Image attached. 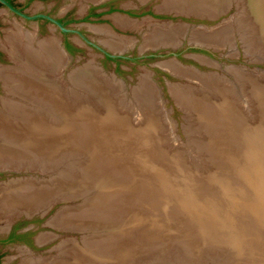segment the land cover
<instances>
[{"label": "bare ground", "instance_id": "6f19581e", "mask_svg": "<svg viewBox=\"0 0 264 264\" xmlns=\"http://www.w3.org/2000/svg\"><path fill=\"white\" fill-rule=\"evenodd\" d=\"M233 2L239 7L234 21L232 19L230 24H221L211 31L203 28L193 30L189 33L191 40L216 49L232 47L235 44L233 33L238 29L243 32H238L240 35L248 34L250 41L253 39L264 46V0H165L161 10L218 17ZM115 21L123 28L141 27V22L121 16H115ZM90 27L102 35L104 44L114 51H125L132 44L124 41L125 38H117L105 26ZM188 32L184 25L179 24L152 25L145 32L144 44L152 47L176 46ZM29 35L23 32L9 35L10 54L17 65L0 70V80H3L7 91L0 98V170H34L47 173L50 178L41 180V177L36 179L34 176L6 184L0 195V212L8 218L22 214L31 216L45 213L58 201L81 198L80 206L62 208L50 224L83 233L84 246H77L69 239L55 248V256H25L24 264H135L137 253L141 250L127 246L134 243L135 223L132 221L145 227H149L151 222L141 220L133 213L136 210L149 219L160 217L164 211L169 212L167 202L178 201L182 196L188 199L193 189H214L219 183L214 179L224 176L221 165L226 164V160L239 166L234 168L232 176L248 171V184L257 180L260 177L258 174L264 181L262 74L257 76L228 66L230 75L234 77L231 82L215 73L194 72L193 68L173 60L162 64L172 74L188 76L200 85L193 89L192 85L170 84V89L177 102L194 119L193 128H190L192 148H197L203 162L215 166V172L204 174L199 170L203 162L199 163V168L198 161L192 164L185 152L176 150L177 146L175 149L172 147L168 134L173 128L170 129L171 124L166 127L161 120L162 111L158 103L163 100L161 98L160 101V96H157L156 84L150 81L151 78L146 76L136 87L132 104L128 105L129 110L124 111L128 107L125 105L128 96L120 95L124 83L116 82L114 77L115 82L112 81L100 73L103 70L98 73L96 66L91 67L89 62L83 68L74 69L64 79L69 59L59 41L50 39L41 42L37 41L36 34ZM254 41L248 44L247 50L256 46ZM200 59L203 62L208 60ZM246 92L254 100L251 106L246 103L247 95L244 98ZM113 94L121 101L118 102ZM132 107L142 110L136 113ZM132 115H140L141 120L133 122ZM175 140L180 139L177 137ZM238 154L242 156L240 162H232ZM74 160L76 163H72ZM253 165L258 167L249 168ZM180 187L188 190L184 192ZM95 188L97 191L93 190ZM229 193V190L222 191L223 195ZM202 198L208 200L212 197ZM233 198L234 195L227 197L228 200ZM173 206L169 203L174 212H177L174 208H181L177 202ZM262 211L264 217V202ZM203 212L192 218H202L208 213L205 208ZM213 212L217 213L210 209L209 213ZM169 215L171 217L173 213ZM165 218L163 216L158 220ZM125 221L129 230H121ZM172 228L175 230V226ZM179 230L173 233L178 234ZM168 236H171L170 233ZM197 236L188 232L183 237L195 239ZM51 238L49 234H42L38 241L43 244ZM252 241L256 244L255 239ZM261 241L264 246V239ZM201 244L192 247L193 251L188 249L195 255L187 253L188 250L184 253L190 260L196 256L190 264H202Z\"/></svg>", "mask_w": 264, "mask_h": 264}, {"label": "rangeland", "instance_id": "374dc122", "mask_svg": "<svg viewBox=\"0 0 264 264\" xmlns=\"http://www.w3.org/2000/svg\"><path fill=\"white\" fill-rule=\"evenodd\" d=\"M100 1L106 2L98 5L97 3ZM164 1L165 0H15L19 6L25 7V11L29 15L37 13L50 15L64 22L67 27L78 29L88 39L97 43L109 53L122 54L128 57L115 60L107 57L92 46L83 45L81 37L75 33L63 34L59 28L45 20L27 21L0 6V70L10 67L14 68L17 65L11 57V47L8 45V40L11 33L23 32L28 35L36 34L35 37L37 41L43 42L45 40L50 41V39H55L57 42L59 41L58 43H60V46H64L65 48L66 44L71 45L73 49L68 51L72 54L73 59L68 64L64 79H67V75L74 71V69L83 68V66L85 67L90 63L91 67H97H95V70L98 73L103 70L100 73L107 75L112 81L115 82L114 79H116V82L120 81L122 84L124 83V88L120 95L124 94L128 96L125 99V101L127 100L125 104L127 106H131L134 90L141 85L142 80L147 76V78H151L150 81H152L154 85L156 84V94L158 97L160 96V101L161 98L163 100L161 104H163L164 107L160 102L158 103V107L163 113H161V120L164 121L166 127L171 124V126H169L171 127L170 129H174H172V131L170 130L172 133L170 131V133L168 132L169 134L167 133L170 135L172 147L175 149L177 146L176 150L185 152V154H187V160H189V162L191 161L192 164L198 161L199 167V163L203 162V159L199 157L197 148H192L190 140V132H192L190 128H193L194 119L190 117V113H187L183 106L177 102L171 92L170 84L192 85L191 87L193 89L200 87V85L196 80L189 79L188 76L180 77L177 74H172L165 69L162 64L173 60L182 66L193 68L195 70L194 72L198 71L201 74L215 73L230 81L234 79V77L230 75L232 73L228 71L232 66L236 69L240 68L239 70L246 71V73L248 72L257 76L262 74L264 76V46L259 45L253 39L250 41L247 37L248 34L247 36L245 34L240 35L239 33L243 32L238 31V29L233 33V43L235 42V44H233L232 47L216 49L200 45L191 40L190 34L193 30L203 28L206 31H211L212 28H218L221 24H230L234 21V18H237L239 14V7L235 2L231 3L228 10L224 11L218 17H208L199 15L196 12L183 13L176 12L175 10H161V5ZM97 14L101 15L95 16ZM115 16L141 22V27L136 29L120 27L115 21ZM156 24H168L171 26H176L178 24L184 25L189 32L185 36H182L183 38L181 37V43L176 46H146L144 44L145 34L152 25ZM92 25L109 28L116 34L117 38H125L123 39L124 41L132 43L130 44L131 46L129 45V47L124 49L125 51L112 50L104 44L103 36L93 31L90 27ZM252 41H254L253 43L256 44V46L254 45V48L248 47L249 51L247 50V46ZM192 46H203L209 50L192 48ZM255 47L257 49H255ZM254 49L257 51L262 49L263 53H257ZM170 52L180 53V56L175 57L173 54H168ZM255 52L256 55H261L258 57L255 55ZM200 57L208 59L207 62L201 61ZM112 77H114V79ZM6 92L3 80H0V98L6 95ZM116 94L118 95V92ZM117 95L113 94V97L119 102L121 100ZM124 95L122 96L125 97ZM245 95H247V98ZM244 98L247 99V101L246 99L245 101L248 104L250 103V106L252 105L251 103H254L252 96L247 92L244 94ZM248 98L250 99L248 100ZM129 106L124 111L129 110ZM164 108L166 110H163ZM133 110L138 113L141 112L142 109L140 110L135 107ZM164 111L167 112L164 113ZM140 115L136 117L132 115L133 122H139L141 120V118H139ZM165 115L168 116L166 117ZM186 126L190 127L187 128ZM175 136L180 140L176 142ZM177 143L180 145L183 143V146ZM189 150H191V152L188 153L187 151ZM194 153L195 155H193ZM190 155L191 157H189ZM240 156L241 154H238V157H234L232 162H240ZM229 159H231V157H229ZM72 163H76V160ZM203 163H201L202 168L199 167L202 173L207 174L208 172H215V166H212L211 163L206 161ZM236 166L239 167L227 160L226 164L221 165V168L224 170V176L219 175L216 180L214 179V181L219 182L215 187H218V189L214 188V190L200 187L201 189H193V193L188 195V199H184L182 196L178 198V201L169 202L172 208L174 207V202L181 205L179 209L174 208L177 209V212L171 210L168 202L167 208L169 212L164 211L160 217L156 216V218L152 217L149 219V217H145L147 215L139 210L133 212L138 217L140 216L139 218L141 220L143 219V221L151 220L149 227H145L143 224L141 225L134 220L132 221V223H135L133 224L135 231L132 235L134 240L131 238L134 243L130 240L129 242L132 244L130 243L131 245L127 246H129V249L141 250L137 253V261L135 264H190L191 261L196 259V256L192 258L193 260H190L188 257L186 258L184 256V253H186L189 248L193 251L192 247L198 243H202L200 249L204 256L201 262L202 264H262V262H264V246L261 241L264 239V217L262 215L264 181L262 175L258 174L260 177L248 184L246 177L247 174L249 175L248 171L237 172V175L232 176ZM255 167L258 166H249V168L253 169H255ZM244 169L246 170V168ZM31 171L29 170V172L23 174L0 172V195L3 192L2 188L11 181L21 180L22 178H34V176L36 179L41 177V180L43 178V180H48L50 178V175L47 173L45 174L40 171L31 173ZM255 175L258 176L257 174ZM200 180L204 179L201 178ZM226 184H228V186L226 189H223ZM179 189L183 191L188 190L182 189L181 187ZM93 190L97 191V188ZM223 190H229L230 193L223 195ZM186 192L190 193V191ZM208 195L212 198L208 200L202 198ZM229 195H234V198L228 200L227 197H229ZM81 202V198H75L63 203H56L47 213L43 214L40 212L32 214L31 216L22 214L8 218L4 213L0 212V263L24 264L23 259L25 256L35 258L53 257V255L55 256L57 254V249L55 248L63 241L69 239L73 240L74 244L77 246H84L83 233L78 230L68 229L72 230L68 231L67 229L56 228L50 224V221L61 207H77L82 204ZM204 208L207 210V214H204L202 218H192L195 214L205 213L203 212ZM210 209H213L217 213L213 212L210 214ZM169 213H173V216L170 217ZM163 216H166V218L158 220V218ZM122 224L123 227L120 226L122 229L120 227L119 229L129 230L126 221ZM16 225H18L17 240L10 241L11 228ZM174 226L175 230L172 228ZM176 229H181L178 231V234H174L177 233ZM124 232L125 231L121 233ZM188 232H191L192 236H198L195 239H192V237H183L185 234L187 236ZM169 233L171 236H168ZM42 234H49L50 237L52 236L51 240L43 244L39 243L38 238ZM253 239L256 240L257 246L252 243ZM192 251L188 250L187 253L195 255Z\"/></svg>", "mask_w": 264, "mask_h": 264}, {"label": "water", "instance_id": "95a60500", "mask_svg": "<svg viewBox=\"0 0 264 264\" xmlns=\"http://www.w3.org/2000/svg\"><path fill=\"white\" fill-rule=\"evenodd\" d=\"M104 2L106 1H100L98 2L97 4L100 5V4H103ZM0 4L5 8V9H8L10 12L22 17L23 19H26V20H29V21H36L38 19H45L47 21H49L51 24H53L54 26H56L57 28H59V30L63 33V34H70V33H75L77 35H79L82 39V43L83 45H89V46H92L96 49H98L100 52H102L104 55H106L107 57L111 58V59H118V58H128L127 56L125 55H122V54H113V53H109L108 51H106L103 47H101L100 45H98L97 43L91 41L90 39H88L81 31H79L78 29H72V28H69L67 27V25L58 20L57 18H54L50 15H47V14H44V13H39V14H35V15H29L23 11H21L20 9L16 8L13 4H11L8 0H0ZM200 17H203V16H200ZM214 30V29H212ZM64 52H66L67 56H68V59H69V63L72 61L73 59V56L72 54L64 47L62 46ZM192 48H200L202 50H209L208 48L206 47H203V46H192ZM168 54H173L175 57H179L180 56V53H174V52H170ZM152 56V55H151ZM78 70V69H77ZM73 72V71H72ZM0 172H9V173H13V174H20V173H26V172H29V170H16V169H1ZM32 172H36V171H33ZM75 199V198H73ZM73 199H70V200H73ZM78 199V198H77ZM66 201H69V200H64V201H58L56 203H63V202H66ZM55 203V204H56ZM55 204H53L45 213H47ZM67 208V207H70V206H63L61 207L59 210H61L62 208ZM43 213V214H45ZM65 230V229H64ZM68 231H72V230H68ZM1 264V263H0Z\"/></svg>", "mask_w": 264, "mask_h": 264}, {"label": "flooded vegetation", "instance_id": "af4514ba", "mask_svg": "<svg viewBox=\"0 0 264 264\" xmlns=\"http://www.w3.org/2000/svg\"><path fill=\"white\" fill-rule=\"evenodd\" d=\"M11 4H13L16 8H18V9H20L21 11H23V12H25V13H27L25 10V7L24 6H19L16 2H15V0H8ZM0 6H2L1 4H0ZM3 7V6H2ZM12 13V12H11ZM14 14V13H13ZM28 14V13H27ZM37 14H39V13H37ZM16 15V14H15ZM33 15H35V14H33ZM18 16V15H17ZM20 17V16H19ZM38 20H45V19H38ZM38 20H36V21H38ZM27 21H29V20H27ZM45 21H47V20H45ZM47 22H49V21H47ZM50 23V22H49ZM68 45L69 44H66V48H67V50H69L70 51V48L68 47ZM17 237H18V225H16V226H14V227H12L11 228V232H10V241H16L17 240Z\"/></svg>", "mask_w": 264, "mask_h": 264}, {"label": "trees", "instance_id": "16d2710c", "mask_svg": "<svg viewBox=\"0 0 264 264\" xmlns=\"http://www.w3.org/2000/svg\"><path fill=\"white\" fill-rule=\"evenodd\" d=\"M101 14H97L95 16H100ZM68 47L72 50L73 48L71 47V45H68Z\"/></svg>", "mask_w": 264, "mask_h": 264}]
</instances>
